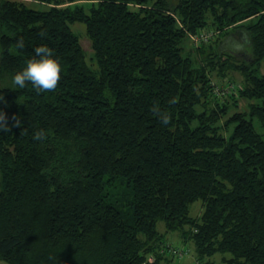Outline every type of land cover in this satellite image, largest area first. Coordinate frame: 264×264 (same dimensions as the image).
Segmentation results:
<instances>
[{
	"label": "trees",
	"instance_id": "trees-1",
	"mask_svg": "<svg viewBox=\"0 0 264 264\" xmlns=\"http://www.w3.org/2000/svg\"><path fill=\"white\" fill-rule=\"evenodd\" d=\"M32 2L0 0V260L174 264L164 221L199 261L264 264V0ZM40 44L57 86L13 88Z\"/></svg>",
	"mask_w": 264,
	"mask_h": 264
},
{
	"label": "rangeland",
	"instance_id": "rangeland-1",
	"mask_svg": "<svg viewBox=\"0 0 264 264\" xmlns=\"http://www.w3.org/2000/svg\"><path fill=\"white\" fill-rule=\"evenodd\" d=\"M25 1L26 3L33 5L34 2H32V0H22ZM72 29L74 32H76L80 37H81V43L82 46L84 47V49L87 51L88 55L90 56V54L92 53V46H91V40L88 38L87 34H86V28H85V24L81 23V22H75L74 24L71 25ZM188 40L185 41V45L188 46V48L190 47H197L199 46L198 43H196L193 38H192V34H188ZM241 37V36H240ZM240 37H236V36H230L228 39H226L225 41L222 40V47L224 49H226L227 52H232V51H236L234 53H236L235 55L238 58H243V57H247L249 52L247 50L246 47L243 46L242 41L240 39ZM215 39V38H214ZM215 40H213V43H210L209 45H212L213 47H216L217 44L216 42H214ZM239 47V49H238ZM209 49V48H208ZM238 49V50H237ZM263 70H264V63H263ZM232 76L235 77V79L240 82L242 77L238 72H233L231 73ZM215 81L218 83L220 80L217 79L216 75H215ZM219 87L221 88H225L226 91L230 92L232 91V84L228 83V82H219L218 83ZM236 95V94H234ZM240 107L241 109H245L247 104L249 103V101L247 99H240ZM255 127L256 129L259 131L261 130V126L259 125V121L256 119L255 120ZM226 135H229L230 131H225ZM203 211V202L201 200H197L194 203H192L191 205V215H200L201 212ZM157 228L159 231L166 233V239L170 241V243L178 248H181L183 251V256L176 258L174 264H207V261H214L217 264H226L223 260V256H227L230 257V253H216L215 255H213L212 257H206L204 260L199 261V259L196 256V252H195V245L193 242H184L179 234L178 231H167L166 229V225L164 221H159ZM0 264H12L8 261L5 260H0Z\"/></svg>",
	"mask_w": 264,
	"mask_h": 264
},
{
	"label": "clouds",
	"instance_id": "clouds-1",
	"mask_svg": "<svg viewBox=\"0 0 264 264\" xmlns=\"http://www.w3.org/2000/svg\"><path fill=\"white\" fill-rule=\"evenodd\" d=\"M24 42L17 41V47L22 48ZM61 75V65L54 51L46 44L37 45L34 55L26 61V65L11 75V85L13 88H24L27 83H31L37 90H51L57 86ZM168 115L162 117L167 123ZM17 124L19 122H16ZM8 124L5 122V113L0 112V129L7 130Z\"/></svg>",
	"mask_w": 264,
	"mask_h": 264
},
{
	"label": "built area",
	"instance_id": "built-area-1",
	"mask_svg": "<svg viewBox=\"0 0 264 264\" xmlns=\"http://www.w3.org/2000/svg\"><path fill=\"white\" fill-rule=\"evenodd\" d=\"M214 32L213 31H202L198 34H192V38L196 43H200V42H204V41H208L212 36H213ZM170 252L173 253V255H176L178 257H182L183 256V250L181 248L178 247H174L171 246L169 247ZM152 259V258H151Z\"/></svg>",
	"mask_w": 264,
	"mask_h": 264
}]
</instances>
